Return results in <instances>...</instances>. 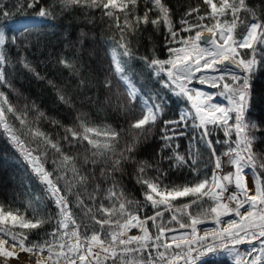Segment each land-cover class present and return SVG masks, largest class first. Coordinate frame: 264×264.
<instances>
[{
	"label": "snow or ice",
	"instance_id": "obj_1",
	"mask_svg": "<svg viewBox=\"0 0 264 264\" xmlns=\"http://www.w3.org/2000/svg\"><path fill=\"white\" fill-rule=\"evenodd\" d=\"M0 137V264H264V0H0Z\"/></svg>",
	"mask_w": 264,
	"mask_h": 264
},
{
	"label": "trees",
	"instance_id": "obj_2",
	"mask_svg": "<svg viewBox=\"0 0 264 264\" xmlns=\"http://www.w3.org/2000/svg\"><path fill=\"white\" fill-rule=\"evenodd\" d=\"M89 27H91L89 25ZM187 147V142H185L183 145H182V148H181V151H183L184 148ZM4 148H5V144H4V139L3 137H0V155H3L4 154ZM180 201H176V202H173V205H179ZM195 210V206H193L192 208L189 209V211H194ZM166 217H167V213L165 214Z\"/></svg>",
	"mask_w": 264,
	"mask_h": 264
},
{
	"label": "rangeland",
	"instance_id": "obj_3",
	"mask_svg": "<svg viewBox=\"0 0 264 264\" xmlns=\"http://www.w3.org/2000/svg\"><path fill=\"white\" fill-rule=\"evenodd\" d=\"M205 226H207V225H201L200 227H205Z\"/></svg>",
	"mask_w": 264,
	"mask_h": 264
},
{
	"label": "bare ground",
	"instance_id": "obj_4",
	"mask_svg": "<svg viewBox=\"0 0 264 264\" xmlns=\"http://www.w3.org/2000/svg\"><path fill=\"white\" fill-rule=\"evenodd\" d=\"M206 227V226H205ZM202 228V227H201Z\"/></svg>",
	"mask_w": 264,
	"mask_h": 264
},
{
	"label": "water",
	"instance_id": "obj_5",
	"mask_svg": "<svg viewBox=\"0 0 264 264\" xmlns=\"http://www.w3.org/2000/svg\"><path fill=\"white\" fill-rule=\"evenodd\" d=\"M206 35H207V33H206Z\"/></svg>",
	"mask_w": 264,
	"mask_h": 264
}]
</instances>
